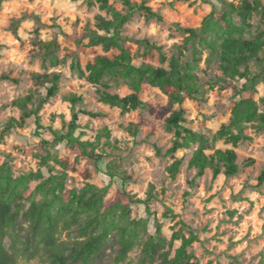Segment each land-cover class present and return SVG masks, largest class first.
<instances>
[{
  "label": "rangeland",
  "instance_id": "obj_1",
  "mask_svg": "<svg viewBox=\"0 0 264 264\" xmlns=\"http://www.w3.org/2000/svg\"><path fill=\"white\" fill-rule=\"evenodd\" d=\"M132 3H144L153 12L162 17L146 21L142 13L135 14L123 29L122 34L131 40L147 39L163 48L167 57L172 53V46L182 40L184 35L179 28H198L202 19L210 12L211 5L219 0H130ZM237 4L240 0H224ZM0 0V125L4 117L17 116L18 111L10 107V102L27 93H34L37 100L44 98L45 88L36 86L33 73L57 72L61 76L58 93L43 105L39 112L44 130L35 135L33 121L23 130H15L0 140V165L7 162L15 178L29 171L40 170L44 179L49 177L45 167H40L37 146L43 141H51L48 127L65 132L70 121V104L66 98L76 95L82 102L76 109L101 114V118L81 115L79 129L75 136L82 141H89L98 147L97 153L104 159L94 165L86 158L69 155L62 146H47L52 158L68 163L66 170L65 193L70 190L79 192L86 183L98 188H108L104 200H114L122 191L144 200L149 186H153L155 200L149 204L148 212L142 205H136L130 213V220H146L139 230V239L134 249L127 254L121 264H162L163 257L171 260L180 241L168 242L174 232L181 231L184 237L191 233L197 240L187 248V254L193 257L191 264H264V183L257 186L258 177L264 172V132L251 129L246 134L251 141L239 145L236 149L239 172L236 176L225 178L220 174L212 179L210 170L201 178L195 179V170L187 169V160L195 146L189 150H179L175 158L182 160L179 173L171 179L166 168L172 162L164 153L171 146L173 133L166 130L165 120L177 106H169L166 97L157 89L144 86L140 98L143 109L121 114L98 101L97 87L90 85L70 68L77 58L83 68L92 55L78 51L67 36L73 27L81 33L84 29H94V18L110 16L98 9L95 0ZM117 11L123 8L114 3ZM264 5V0H261ZM253 31L264 30L258 16L252 21ZM56 40L59 50L56 52L58 65L52 66L49 58L39 48L41 42ZM86 41H84L85 43ZM96 52L101 54L98 47ZM142 52V47L132 44L134 61ZM197 76L200 81V94L195 100L184 103V126L207 137L214 133L221 124L228 121L230 108L237 100L235 87L242 81H232L221 89L218 79L222 77L216 59H210L208 52H203ZM256 99L264 98V80L256 87ZM110 92L123 96L125 88L112 87ZM137 130L135 135L132 130ZM109 134V144L105 143L104 132ZM99 137V139H98ZM229 146L221 142L214 144L216 149ZM156 148L160 155L156 154ZM211 150L206 154H211ZM253 160L251 165L248 160ZM110 162L130 177L123 184L118 179L106 175L105 166ZM49 165L54 173L61 168L53 159ZM90 174L85 180L84 173ZM40 181L32 182L30 189ZM40 196L36 195V200ZM27 206V203L25 204ZM165 207L175 215L163 218ZM161 225V238L165 243L155 248V253L143 256L141 251L149 237H156L155 228ZM25 231H14L10 238L4 239V246L10 249L13 238H17L18 264H48L46 256L35 244L26 252ZM17 236V237H16ZM73 231L61 232L59 239L66 241L76 238ZM117 235L113 232L108 239V246L103 254L92 264H115L118 253ZM156 243V241H154ZM21 252L26 257L20 255Z\"/></svg>",
  "mask_w": 264,
  "mask_h": 264
},
{
  "label": "trees",
  "instance_id": "obj_2",
  "mask_svg": "<svg viewBox=\"0 0 264 264\" xmlns=\"http://www.w3.org/2000/svg\"><path fill=\"white\" fill-rule=\"evenodd\" d=\"M112 1L119 3L123 10L117 11L110 0H95L98 9L106 12L110 19L96 15L94 29L86 28L78 33L74 26L72 34L67 36L78 51L92 55L91 61L83 68L74 58L70 64L71 70L97 87L99 102L118 109L121 114L144 108L140 98L144 86L157 89L166 97L169 106H177L165 120L166 130L173 133L174 137L163 155L172 159L166 168L171 179H175L182 165V160L175 158V154L194 146L187 160V169L195 170V179L201 178L206 170L211 171L213 180L220 174L225 178L236 176L239 167L235 149L251 141L246 131L264 132V98H255L256 87L264 80V30L257 28L253 31L251 23L253 17L258 16L259 23L264 25V5L261 0H240L237 4L219 0L217 5L212 4L198 28H179L184 37L172 46L169 57L161 46L147 39L131 40L122 34L124 26L135 14L142 13L146 21H162L159 14L144 3ZM88 5H92L91 0H88ZM132 44L142 47V52L137 55L140 59L138 62L134 61ZM98 47L101 54L96 52ZM39 48L52 66L58 65L56 52L59 46L56 40L41 42ZM205 51L210 59H216L219 64L222 77L217 81L221 89H225L232 81H242L239 87H235L237 100L230 108L228 121L209 137L184 126L185 101L195 100L201 93L197 72ZM31 77L36 86L45 88V96L37 100L34 93L30 92L12 100L10 107L17 110L18 115L3 118L0 140L15 130L25 129L31 121L35 125V135L44 130L39 112L58 93L61 76L52 72L33 73ZM112 87L125 88L126 92L123 96L113 94L110 92ZM66 101L70 104L67 130L63 132L48 127L51 141L43 140L37 146L36 157L40 167L47 169L48 178L44 179L40 170L29 171L15 178L7 162L0 165V264H18V239L13 238L11 242L10 249L13 252L4 246V239L10 238L14 231H25L23 224L27 226L25 251L28 252V248L35 244L46 256L48 264H92L107 248L109 236L113 232L117 235L119 247L114 262L121 264L134 249L139 239L138 232L145 226L146 220L134 221L129 217L136 205L144 206L148 212L149 204L155 200L151 185L144 200L122 191L114 200L105 201L108 188H98L89 183L79 192L70 190L64 194L68 163L52 158L46 150L47 146L64 147L69 155H76L75 163L82 157L97 165L106 157L97 153L96 144L75 136L81 115L91 118L103 116L76 109L82 102L81 97L70 95ZM132 133L135 135L137 130H132ZM104 136L105 143L109 144L106 131ZM218 142L229 147L214 148ZM209 150L211 154H206ZM156 154L160 155L157 148ZM51 159L60 166V172L53 174L55 170L49 165ZM252 163L251 159L247 162L249 165ZM105 171L110 179H118L123 184L130 181L124 171L110 162L106 164ZM83 177L90 180L91 176L85 172ZM36 181L40 182L30 189L29 185ZM263 183L264 172L258 177L257 186ZM36 195L40 196L39 200H36ZM165 209L164 219L175 217L170 209ZM70 231L77 234L76 238L66 241L59 239L61 232ZM155 235L144 242L141 251L143 256H152L155 248L165 243L161 238L160 224L155 228ZM196 240L197 237L192 233L186 238L180 230L174 232L168 244L180 241V246L171 260L164 256L162 264H191L193 256L187 254L186 250ZM20 255L26 257L24 252Z\"/></svg>",
  "mask_w": 264,
  "mask_h": 264
}]
</instances>
